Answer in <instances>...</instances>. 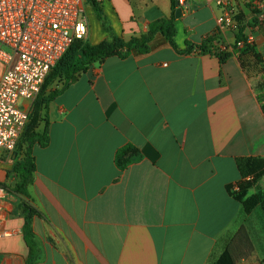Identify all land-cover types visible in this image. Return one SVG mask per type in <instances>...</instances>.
I'll return each instance as SVG.
<instances>
[{
  "label": "crops",
  "instance_id": "1",
  "mask_svg": "<svg viewBox=\"0 0 264 264\" xmlns=\"http://www.w3.org/2000/svg\"><path fill=\"white\" fill-rule=\"evenodd\" d=\"M149 1L141 29L112 12L118 38L171 16L175 0ZM253 1L233 0L236 21L264 59V0L259 10ZM85 15L88 42L111 41L91 6ZM219 15L211 0H187L174 14L173 45L156 33L146 53L105 58L59 92L35 128L46 127L48 144L29 148L30 198L12 190L23 152L0 147V264H215L240 227L252 250L238 263L261 264L264 216L259 208L245 215L227 191L239 179L236 159L264 157L260 76L251 59L243 65L231 53L234 33L219 27ZM214 34L212 48H199ZM221 52L230 56L221 61ZM4 70L0 62V79ZM128 145L133 161L119 169L115 155ZM22 200L35 211L29 241Z\"/></svg>",
  "mask_w": 264,
  "mask_h": 264
},
{
  "label": "built area",
  "instance_id": "2",
  "mask_svg": "<svg viewBox=\"0 0 264 264\" xmlns=\"http://www.w3.org/2000/svg\"><path fill=\"white\" fill-rule=\"evenodd\" d=\"M97 1V0H96ZM184 10L187 0H176ZM220 10L217 24L238 33L233 0H211ZM261 9L260 0L252 2ZM264 25L262 17L257 19ZM88 22L85 0H0V147L11 154L28 121L22 100L33 103L53 67L75 41L86 40ZM254 45L251 36L236 46ZM237 186L232 191L236 192ZM4 190L0 188V194ZM7 233H0V237Z\"/></svg>",
  "mask_w": 264,
  "mask_h": 264
},
{
  "label": "trees",
  "instance_id": "3",
  "mask_svg": "<svg viewBox=\"0 0 264 264\" xmlns=\"http://www.w3.org/2000/svg\"><path fill=\"white\" fill-rule=\"evenodd\" d=\"M87 3L92 7L97 19L101 23L102 27L106 31L110 32V28L107 27L103 12L96 0H88ZM177 6L172 2L171 16L169 18H163L155 20L148 24V29L145 34L140 36H132L127 42L119 38H114L111 41H105L99 44L91 45L85 43L84 40L75 41L69 50L73 49V54L70 61L60 67V63L68 53L61 58L55 67L47 75L44 84L35 100L32 103L31 111L29 112L28 121L25 125L23 134L21 136V143L25 144V152L23 159L17 161L12 173L16 178V183L13 187V192L24 198L28 195V187L32 182L33 173L35 172L34 160L30 154V145L37 142L41 146L48 144V132L45 127L42 133L35 132V128L41 119V113L44 109H47L49 102L53 101L55 97L63 89L67 88L72 82L76 80L78 75L84 72L89 66L94 63L100 62L105 58L112 56L125 57L131 51L138 53H146L148 51V44L152 40L156 33L163 34L167 40L173 45V37L175 35L174 28V14ZM234 43L232 44V52L237 55L239 60L244 62L248 59L252 60V66L256 69H260L259 82L257 83V98L262 104L264 110V59L263 56L255 50L254 45H245L242 48L236 46L237 40H244L245 36L241 29L238 33H234ZM216 39V34L204 39L199 48L210 49L212 48L213 41ZM216 56L224 61L230 56V53L221 52L216 53ZM260 66V68L258 67ZM64 78V84L61 89L49 91L45 94L47 86L52 84L56 79ZM134 147L128 145L118 150L115 155V164L119 169H124L133 160L129 157L128 153L133 151ZM236 168L239 175V179L234 184L227 186L229 195L239 202L242 206L243 213L249 215L255 208H259L264 216V187L261 186V182L264 179V157H242L236 159ZM237 186L238 190L233 192L232 189ZM253 193H250V192ZM22 214L25 218L24 235L29 241L31 235L30 222L31 218L35 214L34 209L28 205L25 200H22L20 206ZM252 246L249 240V236L244 227H240L235 233L233 238L226 244V247L222 254L219 256L215 264H236L237 257H245L250 254ZM31 263V262H29ZM261 264H264L262 260Z\"/></svg>",
  "mask_w": 264,
  "mask_h": 264
},
{
  "label": "rangeland",
  "instance_id": "4",
  "mask_svg": "<svg viewBox=\"0 0 264 264\" xmlns=\"http://www.w3.org/2000/svg\"><path fill=\"white\" fill-rule=\"evenodd\" d=\"M102 1L103 0H97L96 1L97 4L99 5V7L102 6ZM108 1H110L112 3V5L108 4V2H106L104 5V9L102 8V11L104 12V15L106 17V19H105L106 25L111 30H110V32L106 31L104 29V27H102V25H101V28L103 30H105V32L110 34L111 40H113L114 38H118V36H116V34H115V27L118 25L116 23V21L120 22L119 20L115 21L114 17L111 16L112 12L113 13L115 12L116 17L120 18L121 21L127 22L129 25L139 27L140 29L142 28V21H146L147 17L149 16V11L151 8V2L149 0H108ZM85 5L88 6L89 4L86 2ZM89 14L90 13L88 12V15ZM140 35H142V34H140ZM140 35H137V36H140ZM119 39L123 40V42H127L129 40L126 37L119 38ZM84 42L91 44L90 42H88L87 39L84 40ZM100 43H102V42H100ZM91 45H93V44H91ZM72 54H73V49L69 50L68 53L65 55V57L63 58V60L60 63V67L65 66L70 61ZM256 70H257V68H256ZM260 70H261V68L258 69V72H260ZM257 81H259V80H255V82H257ZM63 84H64V78L56 79L52 84H50L49 86L46 87L45 94H47L49 91L61 89ZM30 111H31V109H30ZM22 134H23V132H22ZM22 134H21V136H22ZM21 136H20L18 143H17V146L13 152L15 155H17L18 153H21V152H23V155H24V152H25L26 146H25V144H22L23 142L21 143ZM15 183H14V185H15ZM261 183L264 184V179L262 180ZM25 198H30V197H29V195H27ZM253 219L256 220L257 215H255V216L253 215ZM240 259H242V258H239L236 256V264H239L238 262L240 261Z\"/></svg>",
  "mask_w": 264,
  "mask_h": 264
},
{
  "label": "water",
  "instance_id": "5",
  "mask_svg": "<svg viewBox=\"0 0 264 264\" xmlns=\"http://www.w3.org/2000/svg\"><path fill=\"white\" fill-rule=\"evenodd\" d=\"M175 5L176 6L178 5L176 0H175ZM180 13H181V9L179 7H177L176 12H175V16L179 17Z\"/></svg>",
  "mask_w": 264,
  "mask_h": 264
}]
</instances>
